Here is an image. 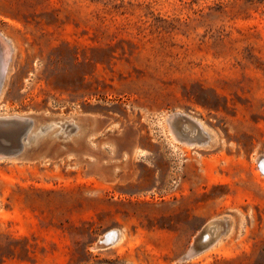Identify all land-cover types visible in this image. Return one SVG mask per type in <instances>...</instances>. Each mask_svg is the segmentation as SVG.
Here are the masks:
<instances>
[{
  "label": "rangeland",
  "instance_id": "obj_1",
  "mask_svg": "<svg viewBox=\"0 0 264 264\" xmlns=\"http://www.w3.org/2000/svg\"><path fill=\"white\" fill-rule=\"evenodd\" d=\"M0 35V113L54 124L0 161V264H264V0H0ZM175 112L213 147L172 140ZM82 114L103 125L90 142L139 153L65 157L56 124L83 135ZM216 219L226 234L180 262Z\"/></svg>",
  "mask_w": 264,
  "mask_h": 264
},
{
  "label": "bare ground",
  "instance_id": "obj_2",
  "mask_svg": "<svg viewBox=\"0 0 264 264\" xmlns=\"http://www.w3.org/2000/svg\"><path fill=\"white\" fill-rule=\"evenodd\" d=\"M12 51L13 50L9 42L0 35V71L2 69V72H4L2 90L6 81V77L8 76L9 73V64L12 59ZM0 118L25 119V116L2 115V113H0ZM165 124L171 139L173 138L176 142H179V144L203 145L205 146V148L213 147L214 138L212 136L211 131L202 122L191 117L188 114L181 112H175L169 114L165 116ZM56 125H59L61 129L60 134L62 136H67L72 133L73 129H78V125L72 122L71 120H63L58 122ZM52 127L54 128V124L52 126H50V124L48 125L47 133L51 131ZM177 129L183 131L186 134L187 138L179 139L177 137ZM36 137H38V135L35 133V138ZM255 161L258 164L259 171L261 172V174L264 175V155L258 156L255 159ZM216 221H221V220L216 219L209 221L193 240V243L197 242L201 244L202 251L213 246L220 239L222 235L226 234V229L228 227L227 225H229V223L225 224V221H223L224 223L223 222L216 223ZM119 234L120 233L118 230H111L110 232L106 233L96 241L95 247L93 249L95 250L108 249L118 241Z\"/></svg>",
  "mask_w": 264,
  "mask_h": 264
},
{
  "label": "water",
  "instance_id": "obj_3",
  "mask_svg": "<svg viewBox=\"0 0 264 264\" xmlns=\"http://www.w3.org/2000/svg\"><path fill=\"white\" fill-rule=\"evenodd\" d=\"M4 72L0 71V94ZM53 123V122H52ZM53 125V124H52ZM50 124V126H52ZM48 125L34 126L33 118L25 116L22 118H0V161H14L21 155L25 147L35 144L41 135L47 133ZM35 133L38 137L35 138ZM77 134V129H73L72 133L67 136L58 135V139L63 143V155L65 157L75 158L77 160H86L89 165H103L107 158L100 151L102 146L90 149L85 142L72 143L71 138ZM177 137L186 139L187 136L183 131L177 129ZM106 158V159H104ZM216 221V223L223 222ZM224 223V222H223ZM225 224H227L225 222ZM202 251L201 244L195 242L179 259L184 262Z\"/></svg>",
  "mask_w": 264,
  "mask_h": 264
},
{
  "label": "crops",
  "instance_id": "obj_4",
  "mask_svg": "<svg viewBox=\"0 0 264 264\" xmlns=\"http://www.w3.org/2000/svg\"><path fill=\"white\" fill-rule=\"evenodd\" d=\"M71 121L74 122L73 120H71ZM77 121L81 124H82V122H85L84 125L89 124L90 126H89V129L86 131V133L81 135L82 133H80L81 131H79L80 126L75 122L78 125V129H77V134L73 137H77L78 142H84L86 139H88L90 145L93 146V149H95V150L97 149V147H100V145H103V147H105V149L107 148V150H108V151L106 150V153H107L106 158L108 161L115 162V160H119V158L125 159L127 157H132L134 154L139 153V149L135 146L132 147V149H130L128 151H121L120 152L116 148L115 145H112L111 142H102L101 140L97 141L96 143L90 142L91 139L95 138L96 136H98L100 134L101 128L103 126L101 124V121H98L97 119H91L84 114H82L80 118L78 117ZM82 137H84V139ZM89 138H91V139H89Z\"/></svg>",
  "mask_w": 264,
  "mask_h": 264
}]
</instances>
